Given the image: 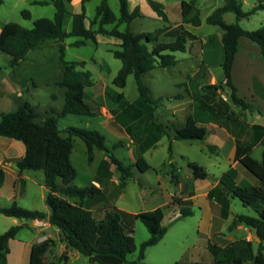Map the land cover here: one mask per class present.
<instances>
[{"label":"rangeland","instance_id":"374dc122","mask_svg":"<svg viewBox=\"0 0 264 264\" xmlns=\"http://www.w3.org/2000/svg\"><path fill=\"white\" fill-rule=\"evenodd\" d=\"M38 1L48 4L36 5L35 2ZM154 1L165 6L169 22H164L157 15L152 17L144 10L145 16L135 20L131 25V31L135 35L157 34L156 41L148 43L150 50L155 44L169 43L174 40L169 30L179 25L182 20L181 3L191 0ZM241 1L245 11L264 4V0ZM224 2L225 0H199L197 9L200 12L202 25L199 28L184 25L186 30L199 38L188 40L185 53L173 54L178 61L175 66L156 68L145 76L151 97L156 102L154 105H149L140 99L134 76L128 78L124 89H119L113 84L122 67L121 61L117 60L113 54L114 51L119 50V40L102 36L97 45L90 43L81 48L72 46L78 40L76 38L70 37L65 41V60L68 62L85 61L87 63L85 70L92 73L96 90H102L106 94L105 99L97 97L98 109L103 107L115 113L120 124L128 120V129L136 145V153L134 157L131 155L124 133L114 129V126L104 125L103 119L97 117L70 115L59 118V126L64 136H67L65 129L69 127L97 131L106 137V146L116 158L126 165H134L135 161L142 156L140 146H145L154 138L151 132L145 131L153 108L158 114L159 121L166 127L167 136L157 147L150 148L145 153V159L151 166V170L141 174L134 169V178L127 182L124 189L120 187V175L116 167H113V173L109 172L106 179L109 197L118 209L126 212L125 214L153 211L161 207L165 212L164 225L168 226L179 216L181 206L178 202L180 200L187 201L185 208L194 212L192 217L170 227L158 245L147 249L146 264H185L186 254L192 255L193 258L197 254L204 257V254H213L210 250L213 246L217 250H222L225 245H234L239 242V238L234 242H219L226 234L225 231L220 230L219 233H214L212 239L209 240L207 236L209 230L227 229L230 226V220L238 215L257 216L254 209L244 206L238 199L227 196L221 189L219 194L214 191L218 187V181L220 182L231 168L232 170L236 168L235 171L233 170L235 178L236 174L238 176V173L243 172V169L248 172L236 161V151L239 149L243 154H252L257 145L255 141L257 131L254 130V126L264 125V88L262 85L264 84V59L257 44L243 38L246 43H241V46L239 44L236 65L232 70L233 83L239 92L237 96L240 95L239 98L247 103L257 105V110L250 112L236 107L231 101L230 90L223 83L222 32L218 27L208 25L206 19L214 10L223 6ZM99 3L98 0L90 2L88 7L90 17L95 15V9ZM132 4L133 7L141 4L144 9L152 11L147 1L132 0ZM110 5L119 14L118 1L113 0ZM24 11L30 12V18L26 19L23 16ZM55 13L56 9L52 0H4V4L0 7V31L9 23L32 29L35 21L42 18L53 19ZM236 21L234 14H228L225 18L226 24H234ZM240 25L250 32L263 28L264 11H259L251 18L242 20ZM97 27L95 25L93 29ZM65 29L68 33L72 30L71 16L66 18ZM125 29L126 26H121V30ZM159 30L164 31L160 33ZM241 49L244 52V58H242ZM61 74L56 42H50L42 49L31 52L27 59L15 68L10 66V57L0 51V92L7 93L2 96L0 94V114L14 111V103L17 105L29 103L38 114L42 115L60 112L64 105V90L57 86ZM215 84L219 86L216 94L206 89ZM11 94L13 98L9 96ZM120 94H123V97H120ZM88 98L92 100V96ZM87 102L92 107L94 106L89 100ZM202 104L210 109H205ZM189 117L196 122L197 127L207 129V139L204 141H173L175 131L185 127ZM37 122L42 123L43 121L38 119ZM169 139L173 144L171 159L169 158ZM117 145L119 147L116 148ZM259 153L257 152L254 156L256 159H260ZM71 160L77 171V178L73 185L78 188H86L90 185L100 164V170L106 172L110 167L105 163L104 152L100 150L95 151V160L89 164L87 147L80 138H74ZM192 162L203 167L208 173L206 180H199L193 175L188 168V164ZM30 174L37 180L27 181L25 186L27 196L20 200V205L23 206L19 207L41 209L39 179L44 178V172L32 171ZM251 176L256 180L253 175ZM248 183L244 176L237 182L235 181L239 187L248 186ZM6 205V199L0 196V206L6 207ZM210 212L217 220L212 225L206 222V215ZM103 215V210L94 212L98 220H101ZM219 219L222 220L218 221ZM125 221L131 223L130 217L125 215ZM133 227L137 246V252L133 257L136 258L142 243L149 239L150 234L140 221L134 222ZM0 229H2L1 225ZM21 233L22 236L30 238L35 234L30 229H25ZM49 244L46 252L47 260L59 259L54 257L53 244ZM239 247L245 248L243 245ZM244 251V254H248L247 250L244 249ZM82 258L74 264H87L83 261H86L85 257Z\"/></svg>","mask_w":264,"mask_h":264},{"label":"trees","instance_id":"16d2710c","mask_svg":"<svg viewBox=\"0 0 264 264\" xmlns=\"http://www.w3.org/2000/svg\"><path fill=\"white\" fill-rule=\"evenodd\" d=\"M72 1L74 0H52L56 9L54 18H42L35 21L32 29L24 28L16 23H9L0 31V51L10 57L12 68L25 61L31 52L42 49L50 42H56L62 71L57 86L64 90V105L58 113L38 114L29 103H23L13 112L0 114V137L24 144L25 156L17 166L20 172H44L45 186L48 189L46 205L51 212L49 223L59 229L62 240L67 242L70 249L88 258L90 264H146L147 249L158 245L170 227L194 215L193 210L185 208L184 205L187 201L180 200L178 202L181 206L179 216L168 226L162 224L163 211L156 213L147 211L130 215L115 208H108L104 210L103 218L98 220L93 212L85 207L86 199L95 193L96 188L93 185L86 188H78L73 185L77 178V171L72 164L71 156L74 150V138H80L85 143L89 164L94 162L96 150L104 152L105 163L116 167V171L120 175V187L124 189L127 182L134 178V169L141 174L151 170L144 155L167 136L166 127L159 121L157 112L153 108L150 112V122L146 125L145 131L151 132L154 138L151 142L148 141L145 146H140L142 156L137 159L134 165H126L116 158L106 146V137L97 131L69 127L65 129L67 136H64L59 126V118L70 115L81 117H97L99 115L85 101V90L94 86L93 75L90 71L85 70L87 65L85 61L68 62L65 60V41L70 37L76 38L78 40L72 46L81 48L87 46L89 42L97 44L98 35L119 40V50L114 51L113 54L117 60L121 61L122 67L113 84L119 89H124L128 78L134 76L140 99L149 105H154L156 102L151 97L145 76L156 68L175 66L178 61L173 54L187 51L188 40L195 39V36L188 32L184 25L193 27L202 25L200 12L197 9L199 0L181 3L183 23L169 30L174 40L169 43L155 44L152 50L148 43L155 42L157 34L135 35L131 31L132 23L142 18L139 6L131 11L129 0H117L120 5V16L117 17L109 5V0H103L96 8V15L91 21V27L87 28L85 25L86 4L91 0H83L82 12L72 15V30L68 33L65 29V21L69 14L67 5ZM147 3L159 18L166 23L169 22L165 6L162 3L154 0H147ZM3 4L4 0H0V7ZM35 4L45 6L48 3L38 1ZM259 11H264V5L261 4L252 10L245 11L240 0H225L224 5L214 10L206 19L208 25L218 27L222 32L223 83L231 92V101L236 107L250 112H255L257 107L237 96L238 88L233 83L232 70L241 38H247L257 44L264 59V27L250 32L244 30L240 25L242 20L251 18ZM22 14L26 19L31 15L28 11H24ZM226 14H234L236 23L226 24ZM95 25L98 26L97 29H93ZM123 25L126 26V29L122 31L120 28ZM107 26H113V29L108 30ZM164 30L158 32L161 33ZM206 89L216 94L219 86L215 84ZM120 97H123V94H120ZM202 106L205 109H210L205 104ZM38 119H42L43 122L38 123ZM254 130L257 131L255 141L262 142L264 146V128L254 126ZM127 132L130 135L129 129ZM207 137V129L197 127L196 122L190 117L185 127L175 131L173 141H204ZM169 141V158L171 159L173 144L170 139ZM235 159L258 180L259 185L237 186L235 174L230 169L214 191L219 194L221 189L227 196L238 199L244 206L254 209L257 216L239 215L235 217L229 226V231L242 225L253 230L260 241L258 252L254 255L251 243L246 241L236 242L222 250H217L213 246L210 250L215 258V264L219 263V252L229 264H244L246 261L264 264V152L262 160L258 161L251 154H243L237 149ZM188 168L197 179L206 180L208 178V173L197 163H189ZM69 199L78 200L79 203L73 204ZM0 215L22 221L47 219L45 213L19 207L16 203L10 207L0 206ZM125 215L130 217L131 223L125 221ZM136 221H140L146 227L150 237L142 243L137 258L133 260L131 257L137 252L133 227V223ZM21 230V226H16L0 235V264H8L10 242L16 239ZM49 243L46 241L32 248L30 264H61L67 260V256L63 255L57 260L48 261L46 252L50 246ZM241 245L245 248L239 247ZM244 249L248 251V254H244Z\"/></svg>","mask_w":264,"mask_h":264},{"label":"crops","instance_id":"0c3cea01","mask_svg":"<svg viewBox=\"0 0 264 264\" xmlns=\"http://www.w3.org/2000/svg\"><path fill=\"white\" fill-rule=\"evenodd\" d=\"M82 1L83 0H74L70 4L67 5L68 12H69L68 16L72 17V15L80 14L82 12ZM92 1L93 0H91L90 2H92ZM98 1H100V3H99V5H100L103 0H98ZM112 1L113 0H109V5H110V2H112ZM142 1H147V0H142ZM90 2H88L86 4V16H87V18L85 21V25L87 28L91 27V21L94 20L95 15H96V13H95V15L90 17L88 14L89 13L88 7H89ZM129 3H130V10L131 11H133L137 6L140 7L141 13H142V18L145 16L144 10L152 17H155V15H157L153 10H152L153 11L152 12V11L148 10L147 8L144 9L141 4L136 5V7H133L132 0H129ZM262 5H264V4L262 3ZM110 7H111V5H110ZM71 9H72V11H70ZM113 12L115 13V15L117 17L120 16V12H119V14H117L114 10H113ZM227 15L228 14L225 15V18ZM181 24H182V20L180 21L179 25H181ZM179 25H177V26H179ZM177 26H175V27H177ZM107 29L111 30V29H113V26H107ZM194 36H195V38H199L196 35H194ZM100 37H102V36L101 35L97 36V42L99 41ZM90 43L91 42H89L88 44H90ZM239 43L241 46V43H246V42H244L243 38H241ZM241 51H242V49H241ZM242 58H244V52L243 51H242ZM80 62H82V61H80ZM234 65H236V61H235ZM254 78L255 77L253 75V79ZM262 85L264 88V84H262ZM96 89L97 88L95 87V83H94L93 87L87 88L85 90V101L87 102V100H89V102H91L94 105L92 107L87 102L90 105V107L92 109H94V111L99 114L97 116V118L103 119L102 123L104 125L114 126V129H116L119 132H122V133H124V135H126V138H127L130 150H131V155H133V157H134V153H136L135 152L136 151V145H135L132 137L127 132V129L129 128V126L127 124L128 120L124 121L122 124H120V123H118L119 121L117 120V115H115V113H111L110 110L103 108V107L99 110L98 109L99 104H98V101H96L97 97H99V98L103 97L105 99L106 94L104 92H102V90H96ZM4 93L7 94L6 92L1 91L0 92L1 96ZM114 93H116V92H114ZM238 94H239V92H238ZM9 96H11L13 98L12 94ZM91 96H92V100L88 98ZM18 97L20 98V94L18 95ZM239 97H240V95H239ZM252 99H253V97H252ZM18 106L19 105L14 103V111L18 108ZM256 126H261L264 128L263 124H256ZM163 139L164 138H162L158 143H156L155 147H157ZM257 152L258 153L260 152L259 153L260 159H256L254 157V156H256ZM263 152H264V146H263L262 142H259L255 146L251 156L256 160L261 161ZM145 155H144V158H145ZM24 156H25V146L22 142H19V141L13 140V139L0 137V196L4 197L6 199V201H7L6 207H10L14 203H16L18 206H23V205H20L21 204L20 200L22 198H26V196H27V193L25 190V186H26L27 181L37 180V179H35V177L32 176V174H30V172H32V171H23V172L19 171L17 166H18L19 161H21L24 158ZM105 160H106V157H105ZM113 167H115V166L108 167L109 169L106 172L105 170H100V168H101V164H100L96 170V175L91 180V183L89 186L93 185L96 188V191L90 198L86 199L85 207L88 208L90 211H92L93 214L97 210H100V211L103 210L104 211L108 208H115L121 212H124V211L118 209L116 207L114 201H112L111 197H109V192L107 189L108 187L106 185V179L108 177L109 172L113 173V171H114ZM235 169H233V170L235 171ZM33 172H36V171H33ZM33 175H35V174H33ZM243 176L249 182L248 183L249 185L245 186V187H251V186H258L259 185L258 180L257 179L255 180L254 178H252V176L248 172H246L244 169H243V172H240V174L238 173V176L236 174L235 181L237 182L239 179H242ZM39 182H40L39 187H40V191H41L40 192V202H42V207H41V209H38L36 207H27V209L31 210V211H39V212L45 213L47 215V219L42 220L43 225H44L43 227L36 228L35 227V221H26V220L22 221V220H18L15 218H9V217H5V216L0 215V217H1L0 218V225L2 226V229H0V235L5 233L6 231H8L12 227H16V226L22 227V230L19 232L16 239H14L10 242V254L8 255V264H30V253H31L32 248L34 246H38V245H40L46 241H50V243L53 244L52 246H53L54 257L60 258L63 255L67 256V260L62 262L61 264H74L75 261L82 260L83 259L82 257H84V256H82L77 251L70 249L68 247L67 242L62 240V238L60 236L59 229L55 226H52L49 223V216H50L51 212L46 205V196L48 194V189L45 186V175H44V178L39 179ZM218 184H219V181H218L217 185ZM217 185L215 186V188L217 187ZM69 201L73 204L79 203L78 200L69 199ZM158 211H164V208L160 207L158 209H155V210L149 211V212L156 213ZM163 213L165 216V212H163ZM127 214L136 215L138 213H136V214L127 213ZM206 216H207L206 222L209 223L210 225H212V223L214 221H217L215 219V215L212 214V212H210ZM234 219L235 218H232L230 220V225ZM220 220H222V219H219L218 221H220ZM162 224L164 225V221L162 222ZM25 229H30V230L34 231L35 234L31 238L27 237V236H22L21 232L24 231ZM220 230L225 231L226 234H225L224 238L219 242H222V243L228 242V241L234 242L237 238H239V241H246V242L251 243L252 251H253L254 255L257 254L260 241L256 237L253 230H251V229H249L243 225L237 227L233 231H229V227L227 229H217L216 231L215 230H212V231L209 230V233L207 235L208 239L211 240L213 234L219 233ZM235 233H238V235H235ZM227 247H228V245H225L224 247H222V249H225ZM186 255L189 256L188 254H186ZM186 257H185V261H184L185 264H215L216 263L215 258L212 254H204V257H201L200 254H197V256L195 258H193L192 255H190L187 258ZM136 258H134L133 256L131 257V259H133V260H135ZM85 259H86V261L85 260H83V261L86 262L87 264H90L88 258L85 257ZM218 262H219L218 264H229L226 262V259L223 257L222 254L219 255ZM244 264H254V263L252 261H246Z\"/></svg>","mask_w":264,"mask_h":264},{"label":"built area","instance_id":"2783aa9c","mask_svg":"<svg viewBox=\"0 0 264 264\" xmlns=\"http://www.w3.org/2000/svg\"><path fill=\"white\" fill-rule=\"evenodd\" d=\"M34 221H35V227L36 228H41L44 226L42 220H34Z\"/></svg>","mask_w":264,"mask_h":264}]
</instances>
